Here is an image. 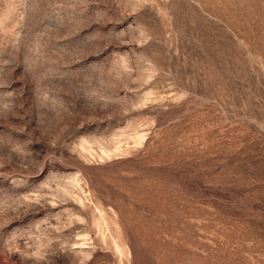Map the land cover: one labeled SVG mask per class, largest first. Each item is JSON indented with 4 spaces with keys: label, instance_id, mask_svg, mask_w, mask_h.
<instances>
[{
    "label": "rangeland",
    "instance_id": "rangeland-1",
    "mask_svg": "<svg viewBox=\"0 0 264 264\" xmlns=\"http://www.w3.org/2000/svg\"><path fill=\"white\" fill-rule=\"evenodd\" d=\"M0 264H264V0H0Z\"/></svg>",
    "mask_w": 264,
    "mask_h": 264
}]
</instances>
